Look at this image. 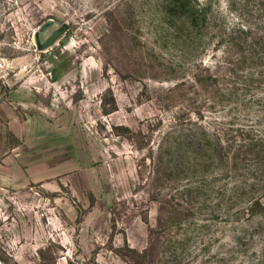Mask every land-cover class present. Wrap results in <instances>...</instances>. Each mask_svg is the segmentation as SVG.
I'll return each instance as SVG.
<instances>
[{"label": "rangeland", "instance_id": "rangeland-1", "mask_svg": "<svg viewBox=\"0 0 264 264\" xmlns=\"http://www.w3.org/2000/svg\"><path fill=\"white\" fill-rule=\"evenodd\" d=\"M164 2L0 0V264H264V0Z\"/></svg>", "mask_w": 264, "mask_h": 264}, {"label": "trees", "instance_id": "trees-1", "mask_svg": "<svg viewBox=\"0 0 264 264\" xmlns=\"http://www.w3.org/2000/svg\"><path fill=\"white\" fill-rule=\"evenodd\" d=\"M164 1H165L163 4L164 8L166 12L171 16V18L173 19L179 18L181 20L179 28L183 26L184 27L187 26L188 28L192 27L196 29L199 26L198 25L199 21H201L202 19L205 20V18L202 17L203 7L201 6L199 0H164ZM80 210L82 211L81 207ZM81 211H79L80 216L82 215Z\"/></svg>", "mask_w": 264, "mask_h": 264}, {"label": "water", "instance_id": "water-1", "mask_svg": "<svg viewBox=\"0 0 264 264\" xmlns=\"http://www.w3.org/2000/svg\"><path fill=\"white\" fill-rule=\"evenodd\" d=\"M47 43H48V42H47ZM47 43H46V44H47ZM46 44H45V45H46Z\"/></svg>", "mask_w": 264, "mask_h": 264}]
</instances>
